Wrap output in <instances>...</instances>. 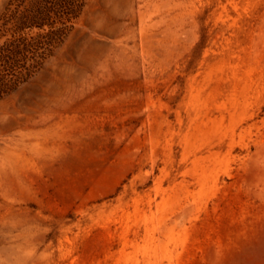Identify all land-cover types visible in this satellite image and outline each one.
I'll return each instance as SVG.
<instances>
[{
    "label": "rangeland",
    "instance_id": "1",
    "mask_svg": "<svg viewBox=\"0 0 264 264\" xmlns=\"http://www.w3.org/2000/svg\"><path fill=\"white\" fill-rule=\"evenodd\" d=\"M0 264H264V0H86L0 102Z\"/></svg>",
    "mask_w": 264,
    "mask_h": 264
},
{
    "label": "trees",
    "instance_id": "2",
    "mask_svg": "<svg viewBox=\"0 0 264 264\" xmlns=\"http://www.w3.org/2000/svg\"><path fill=\"white\" fill-rule=\"evenodd\" d=\"M86 0H9L0 15V102L41 70ZM30 32H35L30 34Z\"/></svg>",
    "mask_w": 264,
    "mask_h": 264
}]
</instances>
